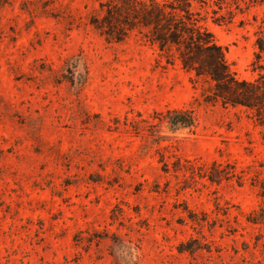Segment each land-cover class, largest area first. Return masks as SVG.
Listing matches in <instances>:
<instances>
[{
	"label": "rangeland",
	"instance_id": "374dc122",
	"mask_svg": "<svg viewBox=\"0 0 264 264\" xmlns=\"http://www.w3.org/2000/svg\"><path fill=\"white\" fill-rule=\"evenodd\" d=\"M22 1L0 0V264H264L251 113L205 103L203 82L142 34L106 41L85 22L94 0H53L74 26ZM263 15L264 1L227 0L204 22L241 79L264 73ZM72 56L75 86L61 78ZM181 107L195 125L160 142V113ZM213 161L240 182H211L199 168Z\"/></svg>",
	"mask_w": 264,
	"mask_h": 264
},
{
	"label": "trees",
	"instance_id": "16d2710c",
	"mask_svg": "<svg viewBox=\"0 0 264 264\" xmlns=\"http://www.w3.org/2000/svg\"><path fill=\"white\" fill-rule=\"evenodd\" d=\"M94 1L96 4L87 13L85 22L106 41L122 42L134 33L142 34L157 44L169 61L177 59L183 69L203 82L201 97L205 103L220 102L223 106L247 109L263 128L264 140V73L252 80L237 77L228 63L224 46L218 43L214 33L204 23L210 10L219 14L227 0ZM263 1L252 0L254 3ZM53 5V0L22 1V9L29 14L51 16L74 26L75 18L72 15L64 16L60 6ZM220 17H223L222 14ZM255 46L256 59L260 62L264 56V15L256 32ZM80 67V57L68 58L61 78L74 86L80 85L84 82V75L78 72ZM159 119L161 142L163 129L177 133L192 128L196 122V112L190 107L172 108L160 113ZM165 167L168 169V164ZM199 170L214 183L234 177L240 182L242 178L231 163L223 165L213 161L210 165L201 166ZM260 188L262 202L259 209L248 216V220L264 225V184Z\"/></svg>",
	"mask_w": 264,
	"mask_h": 264
}]
</instances>
